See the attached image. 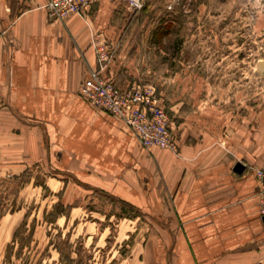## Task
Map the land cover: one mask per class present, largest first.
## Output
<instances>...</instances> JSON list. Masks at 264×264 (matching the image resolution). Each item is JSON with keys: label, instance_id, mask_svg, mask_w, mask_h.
<instances>
[{"label": "rangeland", "instance_id": "1", "mask_svg": "<svg viewBox=\"0 0 264 264\" xmlns=\"http://www.w3.org/2000/svg\"><path fill=\"white\" fill-rule=\"evenodd\" d=\"M96 4L109 21L112 78L124 88L155 87L174 123L176 163L187 146L234 151L238 162L250 153L264 161V0ZM153 151L145 152L156 166L158 190L169 196L165 170L172 161ZM0 179L6 214L0 264H70L69 257L72 264H170L147 207L144 214L43 161L26 172L0 169Z\"/></svg>", "mask_w": 264, "mask_h": 264}, {"label": "crops", "instance_id": "2", "mask_svg": "<svg viewBox=\"0 0 264 264\" xmlns=\"http://www.w3.org/2000/svg\"><path fill=\"white\" fill-rule=\"evenodd\" d=\"M45 4L0 0V169L26 172L43 161L144 214L147 207L170 264H262L264 222L253 171L264 161L187 146L176 163L155 150V158L172 161L164 197L135 134L80 95L97 67L96 40L109 42L104 7L52 23ZM237 163L245 167L241 174Z\"/></svg>", "mask_w": 264, "mask_h": 264}, {"label": "built area", "instance_id": "3", "mask_svg": "<svg viewBox=\"0 0 264 264\" xmlns=\"http://www.w3.org/2000/svg\"><path fill=\"white\" fill-rule=\"evenodd\" d=\"M99 0H46L45 9L52 23L72 15H88ZM133 4V3H132ZM134 6V4L132 5ZM97 67L80 87L81 97L93 107L108 113L129 128L147 151L179 152L174 123L151 84L134 83L126 88L108 76L115 55L105 39L96 40ZM259 187L261 216L264 217V162L254 171Z\"/></svg>", "mask_w": 264, "mask_h": 264}, {"label": "trees", "instance_id": "4", "mask_svg": "<svg viewBox=\"0 0 264 264\" xmlns=\"http://www.w3.org/2000/svg\"><path fill=\"white\" fill-rule=\"evenodd\" d=\"M25 176V174H22L20 176H17V177H14V181H20L22 180V178ZM23 185L26 184V183H29V181H25V182H21ZM4 184V181H2L0 179V185ZM3 200L0 199V221L2 220V218L6 215L5 212H4V203L2 202ZM16 236V235H15ZM63 254V253H62ZM67 261L72 264V260L70 259V257L67 259Z\"/></svg>", "mask_w": 264, "mask_h": 264}, {"label": "water", "instance_id": "5", "mask_svg": "<svg viewBox=\"0 0 264 264\" xmlns=\"http://www.w3.org/2000/svg\"><path fill=\"white\" fill-rule=\"evenodd\" d=\"M259 70L264 73V63L260 65ZM244 165L242 163H237L236 166L234 167V171L238 174H241L244 171ZM263 222H264V217H263Z\"/></svg>", "mask_w": 264, "mask_h": 264}]
</instances>
